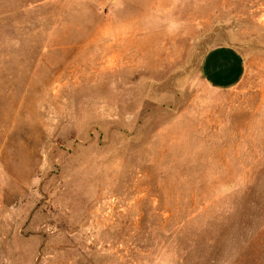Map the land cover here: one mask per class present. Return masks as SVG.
<instances>
[{
    "label": "rangeland",
    "instance_id": "374dc122",
    "mask_svg": "<svg viewBox=\"0 0 264 264\" xmlns=\"http://www.w3.org/2000/svg\"><path fill=\"white\" fill-rule=\"evenodd\" d=\"M0 264H264V0H0Z\"/></svg>",
    "mask_w": 264,
    "mask_h": 264
},
{
    "label": "crops",
    "instance_id": "0c3cea01",
    "mask_svg": "<svg viewBox=\"0 0 264 264\" xmlns=\"http://www.w3.org/2000/svg\"><path fill=\"white\" fill-rule=\"evenodd\" d=\"M203 73L214 86L232 87L243 75L242 54L230 46L211 49L203 59Z\"/></svg>",
    "mask_w": 264,
    "mask_h": 264
}]
</instances>
